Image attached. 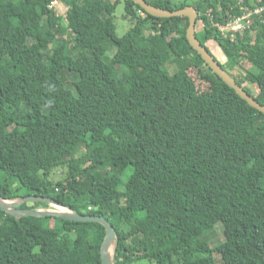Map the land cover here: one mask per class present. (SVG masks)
I'll return each instance as SVG.
<instances>
[{"label":"trees","instance_id":"1","mask_svg":"<svg viewBox=\"0 0 264 264\" xmlns=\"http://www.w3.org/2000/svg\"><path fill=\"white\" fill-rule=\"evenodd\" d=\"M51 1L0 0V198L49 197L107 218L112 264H264V114L190 46L188 18L123 0L133 26L118 36L122 0H61L65 17ZM191 6L201 44L218 47L224 64L207 50L264 105V0ZM257 8L233 38L215 26ZM239 61L250 68L236 75ZM58 168L66 178L54 182ZM105 234L96 222L0 210V264H101Z\"/></svg>","mask_w":264,"mask_h":264},{"label":"water","instance_id":"2","mask_svg":"<svg viewBox=\"0 0 264 264\" xmlns=\"http://www.w3.org/2000/svg\"><path fill=\"white\" fill-rule=\"evenodd\" d=\"M135 4L139 5L147 14L157 17V18H171L185 16L188 18V27L186 29V38L190 46L197 51L204 62L211 68V70L219 76L230 88L234 89L235 93L245 100L251 107L257 109L259 112L264 114V105L260 104L253 96L248 94V92L241 87L236 80L228 73L220 63H218L214 56L207 50V48L201 44L197 36L195 35V23L198 17V12L190 7L185 6L184 8L169 10L157 8L150 5L146 0H131ZM31 201H45L49 204L55 205L60 208H66L67 212H58L57 210H33V209H17L16 207L23 202ZM0 210L6 212L7 214L13 215L15 217H20L24 215L34 216V217H45V216H57L65 220H71L75 222H96L104 226L106 234L104 241L100 249V259L101 264H112V256L109 254L108 250L110 246L113 245L114 255L115 251V240H116V230L111 222L99 215H85L80 214L70 207H64L57 201L49 197H38V196H25L19 199V201H9L0 198Z\"/></svg>","mask_w":264,"mask_h":264},{"label":"rangeland","instance_id":"3","mask_svg":"<svg viewBox=\"0 0 264 264\" xmlns=\"http://www.w3.org/2000/svg\"><path fill=\"white\" fill-rule=\"evenodd\" d=\"M197 0H172V2L174 4H181V3H186L188 4L190 7H192L191 5H193ZM259 1V0H258ZM256 18V15L251 16V19ZM252 24V21H250V25ZM115 25H116V32L118 36H122L124 33H126L132 26H133V21L129 18V17H125V10H124V1H120V3L117 5L116 7V11H115ZM68 37V36H67ZM207 48L211 51V53L217 58V60L220 63H226L225 57L222 54L221 50L216 47L213 43H207L206 44ZM172 59H170L171 61ZM250 66H248V64L246 62H243L241 64V61H239L238 63H235L232 71L234 74L239 75V74H244L245 70L249 69ZM69 80H73L72 76H69ZM246 86L253 92L256 93V90L254 88V86L252 84H246ZM79 153L76 154V156H78ZM66 173H67V169L66 168H58L56 170L53 171V173L51 174L50 178L56 182L58 180H64L66 178ZM15 187H17V184L15 185ZM13 201H19L18 199H15ZM57 210V206L49 204L47 208H41L40 210ZM67 210V209H66ZM58 211V210H57ZM84 213H86V210H83ZM56 223V220H51L49 221V224L53 225ZM221 227L218 226V236L217 238L220 239L221 238V231H220ZM113 258V255H111ZM142 264H146L145 262H143Z\"/></svg>","mask_w":264,"mask_h":264},{"label":"built area","instance_id":"4","mask_svg":"<svg viewBox=\"0 0 264 264\" xmlns=\"http://www.w3.org/2000/svg\"><path fill=\"white\" fill-rule=\"evenodd\" d=\"M50 8H56L57 15H63L65 17V10L67 7L65 5L61 4V0H52L49 4ZM247 10V9H246ZM261 11V8H257L256 10H247L242 16H238L235 18H231L226 22L223 23H216L215 26L219 29V31L222 33L223 36H227V34H231V38L234 37V32H239V34H242L245 28H248L250 26V21L254 19H251V16H254ZM89 209H91L89 207Z\"/></svg>","mask_w":264,"mask_h":264},{"label":"bare ground","instance_id":"5","mask_svg":"<svg viewBox=\"0 0 264 264\" xmlns=\"http://www.w3.org/2000/svg\"><path fill=\"white\" fill-rule=\"evenodd\" d=\"M58 212H67L66 208H60L57 207ZM109 254L112 255L113 252V245L110 246V249L108 250Z\"/></svg>","mask_w":264,"mask_h":264}]
</instances>
